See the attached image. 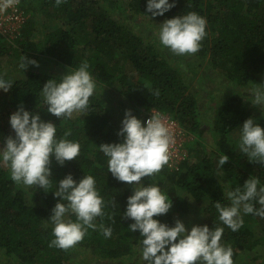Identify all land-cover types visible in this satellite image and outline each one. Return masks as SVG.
<instances>
[{
  "label": "trees",
  "instance_id": "16d2710c",
  "mask_svg": "<svg viewBox=\"0 0 264 264\" xmlns=\"http://www.w3.org/2000/svg\"><path fill=\"white\" fill-rule=\"evenodd\" d=\"M122 1L126 4L123 12L135 18L160 19L163 23L196 12L206 19V36L195 55L201 62L206 58L210 69L231 87L222 101L217 99L209 129L215 133L217 162L207 151L202 155V133L208 118L199 109L195 93L188 91L185 76V69H192L189 73L195 75L196 67L172 59L168 49L162 51L141 30L129 27L125 17L115 19L111 5L99 0H66L59 6L55 0H21L30 18L13 42L0 37V55L5 52L15 61L26 56L39 66L30 64L25 71L19 67L21 76L11 80L12 88L8 92L0 90V149L5 137L15 135L9 118L22 104L26 111L39 114L42 121L56 125L57 140L70 131L66 139L79 143L80 154L63 166L52 158L53 182L44 191L15 183L8 166L0 161V255L9 264H74V259L76 264H137L136 260L141 259L142 237L138 230L128 229L132 220L122 219L132 187L138 185L114 178L108 172V157L98 148L100 144L122 142V137L117 136L121 127L117 107H107L97 90L104 87L124 98L142 124V114L156 108L176 119L190 137L183 145L187 155L178 170L165 165L156 175L141 179L142 186L155 184L172 200L169 212L154 219L171 227L175 218L194 213L197 225L224 229L221 244L231 246L233 256L238 251H251L264 241V217L245 214L241 209L243 224L232 231L219 220L214 207L216 201L222 206L230 205L224 193L242 187L248 178L259 179L258 189L264 186V164L250 162L231 140L232 133L250 117L264 129V105L253 104V89L260 84L264 87V0H174V7L155 17L146 11L147 0ZM38 33L43 36L39 41ZM44 61L48 66L50 62L55 65L54 73L42 68ZM84 61L96 83L89 108L59 120L47 112L42 86L49 79L59 81L65 72L76 70ZM126 63L132 66L133 74L125 72ZM223 155L229 159L218 169V158ZM218 171L224 174L219 176ZM67 174L77 183L85 175L94 177L105 215L94 220L97 228L88 229L80 243L62 250L49 247L54 239L49 217L60 199L53 195L56 184ZM251 203L257 210L261 207L256 200ZM70 218L76 220L75 215ZM101 224L112 229L110 238L104 237ZM256 259L249 264H264Z\"/></svg>",
  "mask_w": 264,
  "mask_h": 264
},
{
  "label": "clouds",
  "instance_id": "9594fccd",
  "mask_svg": "<svg viewBox=\"0 0 264 264\" xmlns=\"http://www.w3.org/2000/svg\"><path fill=\"white\" fill-rule=\"evenodd\" d=\"M64 2L66 0H55L56 6ZM19 3L20 0H0V13ZM174 6V0L173 3L147 0L146 11L152 17L162 16ZM159 25L160 44L176 56L195 54L206 36L207 21L196 12L167 19ZM30 64L39 66L35 60L21 57L19 67L22 71ZM88 69L89 64L84 61L76 70L65 72L59 81L53 78L44 83L42 96L48 113L60 120L61 117L72 118L73 113H84L89 108L96 83ZM13 84L0 76V90L8 92ZM260 85L253 89V104L256 106L264 105V87ZM9 124L15 135L4 138L0 161L8 166L11 179L17 184L44 191L53 182L50 178L52 158L63 166L80 154L79 143L66 139L70 131L64 133L65 138L57 140L56 125L42 121L39 114L26 111L22 104L10 115ZM239 131L240 152L246 154L250 162L264 164V129L250 117ZM117 136L122 137V142L104 143L98 148L108 157V172L114 178L132 186L138 185L135 189L132 187L133 194L127 198L122 219L132 220L128 229L130 232L138 230L142 237L141 259L148 264H233L231 246L221 244L222 227L193 225L187 230L179 219L171 227L154 219L167 214L172 206L169 196L157 185L142 186L141 183L143 177L156 175L169 163L174 138L162 116L151 113L142 124L130 109L125 110ZM228 159L227 155L219 157L218 169ZM216 174L222 176L224 173L218 171ZM259 184L258 178H248L242 187L224 193L230 205L215 202L219 220L232 231H237L243 224L241 209L245 214L264 217V186L258 189ZM95 185L91 175L83 176L77 183L71 174L65 175L58 186L56 184L53 195L60 199L49 217L54 237L49 247L68 250L84 239L88 229L97 228L94 220L105 213L103 198ZM253 200L261 205L258 210L251 203ZM71 215H75V221ZM100 229L105 238L111 237L110 227L101 224Z\"/></svg>",
  "mask_w": 264,
  "mask_h": 264
},
{
  "label": "rangeland",
  "instance_id": "374dc122",
  "mask_svg": "<svg viewBox=\"0 0 264 264\" xmlns=\"http://www.w3.org/2000/svg\"><path fill=\"white\" fill-rule=\"evenodd\" d=\"M100 2L106 3L107 6L111 5V11L114 13L115 19L120 20L125 17V23L129 27H135L137 28L136 31L141 30L140 32L146 36L147 40H150L152 42H155L156 44L159 45L160 49L164 52H169L167 48L163 47L160 44V41L158 39L157 33L159 32L160 29V19H155V20H150L149 18H144V17H139L135 18L132 14L128 13L127 11L123 12L122 8H126V4L123 3L122 0H99ZM142 23L145 24L142 25ZM42 33H38L36 36V40H41L42 39ZM167 50V51H166ZM171 55L174 57L172 59H178L180 63L183 61L187 64H190L194 67H196L197 71H195V75H192L189 73L192 69H188L185 71L186 73V82L189 84V90L192 93H195L196 97L198 98L199 102V109H201L208 118V123L206 127L204 128V131L202 133L203 137V144L204 147L202 148V155L205 154V151L210 153V156L213 158L214 162H217L216 159V153L214 150H217V146L214 143L213 138V132H209V129L211 128V123L214 117V109L216 108L217 103L219 102L217 99L219 98L220 101H222L225 97L224 93L227 90H231L230 85L228 81H226L224 78L220 79L219 75L214 73L210 67L208 66V62L206 61V58L203 62L195 55H184V56H176L171 53ZM21 59H18L17 61L14 60L13 57L6 56V53L4 52L3 54L0 55V76H3L6 80H12L16 77L21 76L19 73V63ZM50 60H52L50 58ZM47 61H44L42 64V68L46 69L47 71H54L56 70L55 65H52L50 62L49 66L46 65ZM46 65V66H45ZM186 67V64L184 65ZM37 70H39L37 68ZM125 72H129L133 74L132 66L129 63H126ZM100 90L101 93V99L105 103L107 107H110L112 105L116 106L115 112H117L118 117L122 121L124 118V113L125 110L130 109L129 106L125 103L124 98L119 96L117 92H115L111 88H102V89H97ZM103 96V98H102ZM209 100H215L211 101L209 103ZM123 104V105H122ZM122 108V109H121ZM143 115V114H142ZM141 116V115H139ZM190 138V137H189ZM231 140L235 142V147L239 148L238 145L240 143V131L236 130L232 133L231 135ZM4 145V144H3ZM195 148H199L198 145L195 146ZM211 151L214 152V154H211ZM191 163L193 162V159H190ZM25 187L24 185H21ZM172 204V200H171ZM192 211V210H191ZM191 213V212H189ZM67 218V217H66ZM179 219L181 222H183L186 226L187 230H190V228L193 225H197L198 223V218L194 213L189 214V216L185 218H175L173 221V226L175 223V220ZM50 226L53 228V225L51 221L49 222ZM256 228V226H254ZM237 252V251H236ZM258 256L260 258H258ZM139 257V256H138ZM257 263H261L264 261V241L261 243V245L257 246L255 249L251 251H238L236 255L232 256L233 264H249L252 262L254 258H256ZM146 261H143L142 259L139 258V261L136 260L137 264H145ZM0 264H9L8 259L4 258L3 256L0 255ZM74 264H76V260L74 259Z\"/></svg>",
  "mask_w": 264,
  "mask_h": 264
},
{
  "label": "built area",
  "instance_id": "2783aa9c",
  "mask_svg": "<svg viewBox=\"0 0 264 264\" xmlns=\"http://www.w3.org/2000/svg\"><path fill=\"white\" fill-rule=\"evenodd\" d=\"M30 15L25 7L20 3L15 7L8 8L4 13H0V37L13 42L17 39L23 27L26 25ZM160 114L174 138V144L170 148V159L167 167L171 170H178V165L184 156L187 155L186 149L183 147L184 143L188 140V136L184 128L181 127L179 122L172 118L169 114L162 113L156 108H150L143 115V120L149 118L150 114Z\"/></svg>",
  "mask_w": 264,
  "mask_h": 264
}]
</instances>
